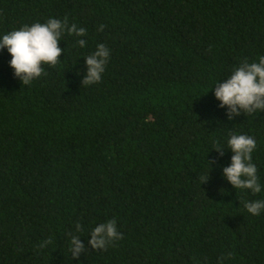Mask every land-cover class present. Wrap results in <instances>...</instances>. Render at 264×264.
Listing matches in <instances>:
<instances>
[{
	"label": "trees",
	"instance_id": "16d2710c",
	"mask_svg": "<svg viewBox=\"0 0 264 264\" xmlns=\"http://www.w3.org/2000/svg\"><path fill=\"white\" fill-rule=\"evenodd\" d=\"M65 17L86 45L62 34L28 86L0 49V264H264V211L244 207L264 199V110L229 120L214 95L264 56V0H0V37ZM99 43L108 63L83 86ZM232 134L257 142L260 193L222 175ZM110 219L123 239L93 250Z\"/></svg>",
	"mask_w": 264,
	"mask_h": 264
},
{
	"label": "clouds",
	"instance_id": "9594fccd",
	"mask_svg": "<svg viewBox=\"0 0 264 264\" xmlns=\"http://www.w3.org/2000/svg\"><path fill=\"white\" fill-rule=\"evenodd\" d=\"M103 31L104 25L101 24ZM67 33L77 38V44L84 47L87 43L84 37L87 31L84 27L69 24L68 18L63 20L51 18L46 23H33L12 30L0 37V49L7 48L12 59L9 65L14 70V76L23 85L28 86L35 79L46 75L44 65L55 67L60 62L63 49L58 46L62 34ZM110 50L103 43L97 45L96 50L85 56L86 73L82 77V85L89 86L99 83L105 66L108 63ZM214 95L220 101L219 107H227L226 115L229 120L241 113L253 114L264 110V56L258 62L249 63L247 59L236 67L232 74L223 82L215 84ZM227 149L232 152L231 163L222 168V175L235 189L250 190L253 194L262 191L257 175V167L252 163V153L257 147L256 140L248 135L232 134L227 140ZM220 156L224 155V147H214ZM209 172L214 161H207ZM209 172L201 177V181L209 179ZM248 213L257 216L264 211V199L244 201ZM76 230H81L77 223ZM88 243L93 250H106L110 244L123 239V233L117 230V221L110 219L96 225L90 232ZM51 238L43 241L40 247L51 244ZM69 251L71 257L79 258L87 250L80 236L72 235ZM231 254H229L230 256ZM223 259V257L219 258Z\"/></svg>",
	"mask_w": 264,
	"mask_h": 264
}]
</instances>
